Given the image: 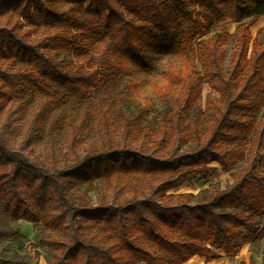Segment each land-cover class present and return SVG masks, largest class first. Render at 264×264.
Returning <instances> with one entry per match:
<instances>
[{
  "label": "trees",
  "instance_id": "16d2710c",
  "mask_svg": "<svg viewBox=\"0 0 264 264\" xmlns=\"http://www.w3.org/2000/svg\"><path fill=\"white\" fill-rule=\"evenodd\" d=\"M263 15L264 0H0V264H25L6 249L20 220L40 225L44 264L208 263L264 240ZM161 59L152 127V100L123 107ZM11 105L32 119L17 145ZM95 118L102 148L63 166L32 155L55 132L76 150ZM243 161L223 187L170 192Z\"/></svg>",
  "mask_w": 264,
  "mask_h": 264
},
{
  "label": "rangeland",
  "instance_id": "374dc122",
  "mask_svg": "<svg viewBox=\"0 0 264 264\" xmlns=\"http://www.w3.org/2000/svg\"><path fill=\"white\" fill-rule=\"evenodd\" d=\"M227 27L229 33L232 36L229 38L228 43L225 46L226 57H225V69L229 66V61L231 55L235 48V31L237 28V23L232 22L230 20L223 21ZM4 23V22H2ZM28 28V27H23ZM251 33L253 37H256L260 42L264 40V15L260 16L251 27ZM35 37V34H33ZM31 37V40L34 38ZM156 71L149 75L146 80V85L143 89H140L141 96L139 99H130L129 102H126L123 107V112H125L128 116L135 113V103H140L142 100L148 98L152 100L154 103V109L151 110L147 116V122L150 126L153 127L156 121V115L158 111L161 109L162 104L153 93L151 87L152 82L156 79H160L161 71L167 69L168 61L165 59H161L159 62L155 63ZM210 92V89L207 84H203L202 86V101L205 102L206 96ZM26 96L22 97L24 100ZM27 110H31V105L29 103L26 104ZM15 105H11V118L13 119V123L16 127L13 132L12 141L15 145L19 144L21 140L24 138L26 134L27 127L29 126L31 116L28 114L26 118H19V121L16 122V116L19 114L18 111H13ZM64 109L66 113L69 111V108L62 107L59 109ZM260 114V113H258ZM111 116V115H109ZM28 118V119H27ZM5 119L4 116L0 118V128L2 127ZM89 131L85 132L83 138L80 141H76V150H74L71 146L72 135L68 132L54 133V136L48 138L45 136V139L36 144L32 148V155L38 156L41 159H44L49 167L55 166H63L65 161L70 162L75 159V151L83 155L90 148L100 149L101 143H103L102 129L103 125L99 122L98 118L92 119L90 124ZM46 135V134H45ZM111 136L114 138V141L120 139V132L114 131ZM107 143V142H105ZM104 145V144H103ZM102 145V146H103ZM245 161L236 165L232 170L225 172L221 169V167L214 163L217 167L215 172L207 177L197 176L193 179H190L177 187L170 189L172 193H197L200 190L208 189L211 185H219L221 187L225 186L229 182H231L234 174L246 163ZM90 195L93 201L97 197V193L95 190L90 191ZM108 200L111 199V196H108ZM14 233L11 235L6 249L9 250L8 254L11 255L16 260H21L25 264H44L46 260V256L48 254V250L45 247H42L39 242V238L41 236L40 225L33 224L31 222L20 220L16 229H14ZM213 255L216 257L212 259L210 262L205 263L203 257L194 256L189 261L184 264H240L242 261L249 263L253 261L254 264H264V240H257L252 243L244 244L240 251L234 256H227L222 249L214 248Z\"/></svg>",
  "mask_w": 264,
  "mask_h": 264
}]
</instances>
